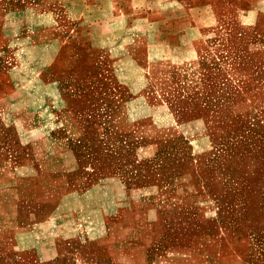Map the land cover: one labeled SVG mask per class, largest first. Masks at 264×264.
I'll list each match as a JSON object with an SVG mask.
<instances>
[{
    "label": "rangeland",
    "instance_id": "obj_1",
    "mask_svg": "<svg viewBox=\"0 0 264 264\" xmlns=\"http://www.w3.org/2000/svg\"><path fill=\"white\" fill-rule=\"evenodd\" d=\"M127 3L0 0V170L29 160L28 142L50 134L73 150L88 187L90 170L121 175L138 147L136 127L166 103L183 119L204 117L205 127L181 131L140 168L155 169L163 155L165 170H190L212 201L201 212L212 221L193 226V240L208 236L210 251L264 264V74L153 75L151 56L177 9Z\"/></svg>",
    "mask_w": 264,
    "mask_h": 264
},
{
    "label": "crops",
    "instance_id": "obj_2",
    "mask_svg": "<svg viewBox=\"0 0 264 264\" xmlns=\"http://www.w3.org/2000/svg\"><path fill=\"white\" fill-rule=\"evenodd\" d=\"M158 1L175 7L178 20L151 56L153 75L263 76L264 0ZM211 30L223 39L207 40ZM147 117L123 173L90 170V187L64 140L28 142L29 160L0 170V264H242L237 254L210 251L208 236L205 244L193 240V226L212 221L201 216L212 201L190 170H165L163 155L155 169L140 168L158 162L159 146L183 139L181 131L205 127L204 117L183 119L166 103L150 106Z\"/></svg>",
    "mask_w": 264,
    "mask_h": 264
}]
</instances>
